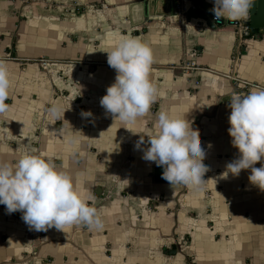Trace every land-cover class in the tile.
I'll list each match as a JSON object with an SVG mask.
<instances>
[{"label":"crops","instance_id":"0c3cea01","mask_svg":"<svg viewBox=\"0 0 264 264\" xmlns=\"http://www.w3.org/2000/svg\"><path fill=\"white\" fill-rule=\"evenodd\" d=\"M143 1L0 0V61L11 81L0 160L50 157L94 197L104 224L35 231L0 204V264H264V191L250 183L251 169L220 177L239 155L227 131L230 93L243 96L235 80L257 85L246 93L264 89V30L236 52L231 26L179 13L146 18ZM121 36L152 49L158 89L150 111L125 125L132 131L100 105L116 76L105 50ZM52 102L66 110L50 124ZM160 111L185 117L198 132L204 191L170 185L162 166L142 158Z\"/></svg>","mask_w":264,"mask_h":264},{"label":"clouds","instance_id":"9594fccd","mask_svg":"<svg viewBox=\"0 0 264 264\" xmlns=\"http://www.w3.org/2000/svg\"><path fill=\"white\" fill-rule=\"evenodd\" d=\"M252 4L253 0H213L212 12L216 20L221 17L229 21L247 20ZM105 51L107 63L115 69L116 76L100 98V105L106 114L125 126L145 116L158 98V89L150 80L153 52L141 39L132 36H121ZM10 85L8 66L0 61V116L10 108L6 102ZM230 94L227 131L239 155L226 164L220 177L227 179L229 173L238 176L242 169H251L250 183L264 191V163L254 166L264 160V89L250 90L243 96ZM65 110L52 102L48 108L50 124L64 117ZM91 115L90 111L81 112L82 117ZM156 127L155 134L147 135L149 146L143 150L142 158L162 166L161 177L170 185H182L193 193L204 191L208 180L204 179L208 171L203 162L206 152L191 122L160 111ZM69 142L75 144L76 138L70 137ZM143 143L141 135L135 147L139 149ZM50 159L24 154L14 162L0 160V204L9 214L20 211L30 230L47 231L55 227L64 231L71 225L102 229V215L90 203L94 197L79 191L72 176L57 169Z\"/></svg>","mask_w":264,"mask_h":264},{"label":"water","instance_id":"95a60500","mask_svg":"<svg viewBox=\"0 0 264 264\" xmlns=\"http://www.w3.org/2000/svg\"><path fill=\"white\" fill-rule=\"evenodd\" d=\"M188 3H190V6H187ZM183 5L181 14L187 21L190 19H202L210 27L223 25L227 22L222 18L216 20L212 12L213 6L204 0H185ZM143 10L146 18L156 16L169 17L178 14L174 0H144ZM215 21L219 23L216 24ZM242 23L248 27L244 33L246 36L258 35L264 30V0H253V4L249 9V16L247 20H242Z\"/></svg>","mask_w":264,"mask_h":264},{"label":"built area","instance_id":"2783aa9c","mask_svg":"<svg viewBox=\"0 0 264 264\" xmlns=\"http://www.w3.org/2000/svg\"><path fill=\"white\" fill-rule=\"evenodd\" d=\"M175 4H176V8L178 10V13L181 14L183 11V7H184V1L185 0H174ZM216 24H218V21H215ZM225 25L231 26L232 28L235 29V32L237 33V43H236V52H238L239 48L241 47L242 43H243V39L245 36V31L248 29L247 26L243 25L242 21H227L225 23ZM236 81V86L240 88V92L243 95H246V89L247 88H251V87H256L257 85L254 83H249V82H245V81H241V80H235Z\"/></svg>","mask_w":264,"mask_h":264},{"label":"trees","instance_id":"16d2710c","mask_svg":"<svg viewBox=\"0 0 264 264\" xmlns=\"http://www.w3.org/2000/svg\"><path fill=\"white\" fill-rule=\"evenodd\" d=\"M249 36V35H248ZM246 37V35L244 36V38Z\"/></svg>","mask_w":264,"mask_h":264}]
</instances>
